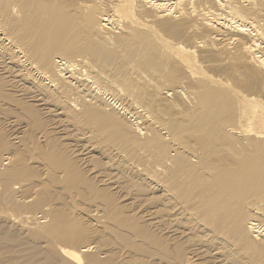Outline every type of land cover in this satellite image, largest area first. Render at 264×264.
Listing matches in <instances>:
<instances>
[{
    "label": "bare ground",
    "instance_id": "bare-ground-1",
    "mask_svg": "<svg viewBox=\"0 0 264 264\" xmlns=\"http://www.w3.org/2000/svg\"><path fill=\"white\" fill-rule=\"evenodd\" d=\"M0 114V264H264V0H0Z\"/></svg>",
    "mask_w": 264,
    "mask_h": 264
},
{
    "label": "rangeland",
    "instance_id": "rangeland-1",
    "mask_svg": "<svg viewBox=\"0 0 264 264\" xmlns=\"http://www.w3.org/2000/svg\"><path fill=\"white\" fill-rule=\"evenodd\" d=\"M8 116V117H7ZM16 114H12V115H10V114H5V115H3V114H0V141L2 140L3 141V139H4V136L6 135L5 133H8L9 131H11V133H12V130L11 129H13V128H6L5 126L7 125V123L9 122V121H12V119H16ZM19 121L18 122H20V124L22 123V125H23V122L25 123V121L23 120H20V119H18ZM5 122V123H4ZM7 122V123H6ZM4 124H5V126H4ZM2 125V126H1ZM4 127V128H3ZM6 131V132H4L3 131V129ZM7 129H8V131H7ZM14 132V131H13ZM4 135V136H3ZM21 148V149H20ZM20 148H18V149H16V150H14L13 152L15 153V155L16 156H18V158L20 157V158H22V159H26V161H27V164L29 165V166H31V167H33L34 169H36V171H39L38 173H41V167H39L38 166V164L36 163V161L35 160H33L31 157H33V155H34V153L32 154L31 153V151H29V148L26 150V149H24V147H20ZM45 150H46V148H44ZM43 149V150H44ZM22 150H23V152H22ZM20 154V155H19ZM27 154V155H26ZM24 157V158H23ZM29 158H31V159H29ZM76 198V199H75ZM75 198H73V204L74 205H78V198L77 197H75ZM78 200V201H77ZM77 205L75 206V207H77ZM40 216V214H38L37 215V217H39ZM15 231V230H14ZM27 263L29 264V260L27 261Z\"/></svg>",
    "mask_w": 264,
    "mask_h": 264
}]
</instances>
